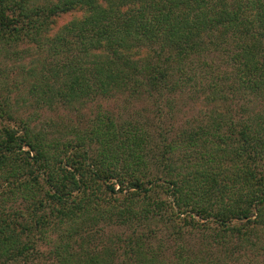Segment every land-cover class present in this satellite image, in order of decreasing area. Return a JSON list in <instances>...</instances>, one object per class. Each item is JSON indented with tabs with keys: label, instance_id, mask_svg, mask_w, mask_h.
Wrapping results in <instances>:
<instances>
[{
	"label": "trees",
	"instance_id": "obj_1",
	"mask_svg": "<svg viewBox=\"0 0 264 264\" xmlns=\"http://www.w3.org/2000/svg\"><path fill=\"white\" fill-rule=\"evenodd\" d=\"M25 44L48 55L27 70L36 102L156 105L48 138L14 115L0 69V264H202L166 254L198 233L208 251H264V106L249 107L264 99V0H0V66ZM186 91L217 108L164 129L161 100L171 114ZM106 227L122 253L92 245Z\"/></svg>",
	"mask_w": 264,
	"mask_h": 264
},
{
	"label": "rangeland",
	"instance_id": "obj_2",
	"mask_svg": "<svg viewBox=\"0 0 264 264\" xmlns=\"http://www.w3.org/2000/svg\"><path fill=\"white\" fill-rule=\"evenodd\" d=\"M55 2L56 0H38V4H45L47 2ZM82 12L70 11L65 14H60L55 18H52L51 25L49 27L48 34L55 35L61 28L74 19L81 17ZM17 49V48H16ZM20 58L7 59L4 65L0 66L1 70H4L1 79L6 84L7 92L5 96L8 97V103L14 111V115L21 120L29 121L30 126L35 132H42L47 134L48 138L56 136H67L66 131L69 128L75 127L77 131H85L90 128L94 118L98 112L108 113L117 116L118 119L127 121H145L151 120L154 116L155 99L146 96H141L139 99L126 98V95H117L111 99H95L88 102L83 107L76 106L67 107L61 103L49 106L46 104L36 102L39 94L37 90H32V79L27 70L30 67H39L40 61L48 59V55L44 52H39L37 49L29 48L27 44L20 45L18 48ZM27 52V53H25ZM129 95V94H128ZM168 97L166 96L160 102V106L163 110L162 119L159 120L156 116L155 122L162 121L164 129H178L186 121H191L201 111L210 109L211 107L217 108V103H208L203 98L192 99L189 96V92L177 94L174 98L173 109L171 114H168L169 109L166 108L165 102ZM159 103V102H158ZM264 106V99L255 101L254 105L249 107L255 110H260ZM2 121V120H1ZM3 122V121H2ZM5 123V120L4 122ZM173 125V126H172ZM65 139V138H63ZM103 227L101 224L99 228ZM105 227V226H104ZM116 227L104 228L102 232L92 237V245H96L99 249L102 246L112 247V245L118 246V253H122V247L125 243L114 240L112 244L108 241L109 236L115 232H119ZM188 237L187 240L190 245L184 242L171 243L169 246L172 250L171 253L166 252L167 255H173L172 251L177 248L178 245H182L188 251H192L196 256H199V262L202 264H264V251L255 249L248 251L242 248V250L235 252L232 256L229 252L225 253V250L221 246H210L211 250H205L206 244H202L200 239L201 234ZM112 236V235H111ZM193 246V248H192ZM195 246V247H194ZM208 247V246H207ZM209 248V247H208ZM210 249V248H209ZM207 251V254L204 253ZM194 254H190L194 256ZM121 259V258H120ZM119 261V260H118ZM163 261V260H162ZM198 262V261H197ZM170 264V262H167ZM171 263H176L172 262ZM179 264V263H178ZM189 264V263H187Z\"/></svg>",
	"mask_w": 264,
	"mask_h": 264
}]
</instances>
